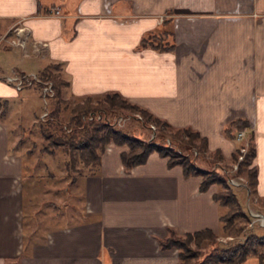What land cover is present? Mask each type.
<instances>
[{
  "label": "crops",
  "instance_id": "1",
  "mask_svg": "<svg viewBox=\"0 0 264 264\" xmlns=\"http://www.w3.org/2000/svg\"><path fill=\"white\" fill-rule=\"evenodd\" d=\"M0 21L28 29L42 45L44 66L62 64L67 99L119 91L174 125L199 129L226 160L239 143L225 127L249 118L255 194L264 196V0H0ZM165 26L172 50L141 45L147 32ZM0 94L19 92L0 82ZM24 136L12 137L0 121V264H176L178 249L160 245L171 230H220L216 183L202 190V175L169 166L157 151L126 171L128 146L112 142L97 174L71 179L87 218L39 235L36 215L28 222L25 212L23 174L32 162L22 149L10 151ZM240 264L261 261L250 256Z\"/></svg>",
  "mask_w": 264,
  "mask_h": 264
},
{
  "label": "trees",
  "instance_id": "2",
  "mask_svg": "<svg viewBox=\"0 0 264 264\" xmlns=\"http://www.w3.org/2000/svg\"><path fill=\"white\" fill-rule=\"evenodd\" d=\"M168 21L170 20H165L166 23ZM171 33L172 29L167 26L151 30L143 36L141 45L159 50H172L175 42L170 39ZM40 77L54 82L56 94L51 98L47 116L43 119L40 116L37 128L33 130L42 138L40 149L43 155H40V158L36 157L35 162L30 165L25 163L23 188L26 196L30 195L31 191L37 190L38 183L41 184L43 180L49 181L51 177H56L55 171L51 170L44 160H42L44 162L41 161L44 154L55 155L65 152L68 156L65 160L66 169L69 174L75 173L74 181L79 175L99 172L103 153L112 142L128 146V149L121 153L126 171L145 163L149 155L157 151L162 156L168 157L169 166L180 164L186 175H202L200 184L202 190H208L213 183L219 185L214 193V199L221 208L220 230L215 231L211 227L184 233L171 230L169 235L160 239L162 248L178 249L179 260L176 264H240L250 256H258L261 264H264V233L252 232L244 240L232 241L235 238L234 235H241L252 220L251 213L244 209L237 192L233 189L234 184L230 182L231 176L245 174L250 196L257 192L258 167L254 165L257 149L252 130L248 131L246 138L240 141L230 160H226L220 149H209L208 137L199 129L192 125H174L168 119L156 115L149 108L130 100L119 91H107L101 95H88L75 100L65 98L64 90L70 81L64 75L62 64L59 62L46 64L41 70ZM40 85L42 86L41 83ZM9 107V99L0 96V113H6ZM63 107L68 109L67 118L59 113ZM126 109H138L143 115V123L147 126L151 127V123L155 122L158 126L156 135L153 138H145L132 134L123 128L116 127L109 120L110 117L106 116ZM91 113L101 114L102 117L90 118ZM250 126L249 118L238 117L228 123L225 132L229 137L236 139L240 130L249 129ZM168 137L173 143L179 141L185 144V150L179 149L181 147L179 142V144L177 142L173 145L168 144L166 142ZM28 138L26 134L17 145L20 148L25 146ZM247 145V151L243 152L242 148ZM193 147H196L199 150V156H205V160L210 164L231 161L230 164H225L227 168L237 162L238 169L234 172L230 170L223 172L219 170V167L213 169L202 167L197 159L199 156L193 153ZM33 154L34 148L30 146L28 151H24L25 160L30 161ZM242 154L244 157L240 159ZM29 170L34 177L33 183L26 181V173ZM45 187L47 191L51 189L48 186ZM58 189L62 190V186ZM258 200L264 207V196H258ZM222 207L227 209L223 211ZM225 237L229 238L226 242H224ZM205 249L207 252L203 254Z\"/></svg>",
  "mask_w": 264,
  "mask_h": 264
},
{
  "label": "rangeland",
  "instance_id": "3",
  "mask_svg": "<svg viewBox=\"0 0 264 264\" xmlns=\"http://www.w3.org/2000/svg\"><path fill=\"white\" fill-rule=\"evenodd\" d=\"M20 26H23L20 22H16L11 25L0 21V76L2 77L0 78V82H2V84H10L16 89L17 87L15 83L6 79L7 75L38 73L40 76L41 70L44 68V60L40 58L41 53H43L40 52L42 50L37 51L34 49V43L29 37L30 35L28 29L18 31ZM14 38H20L24 42L25 46L23 47L12 44L11 41ZM17 91L19 92L17 96L5 97L9 99L10 107L6 113H0V121L11 129L12 137L15 135H29L25 146H21V148L23 151H28L30 146L34 148V154L30 157V161L34 163L36 157L40 158V155H43V152L40 149L42 138L36 133V131L33 130H36L37 128V121L41 114L46 109L50 108L51 99L48 104L45 103L42 97V86L38 82L25 86L22 90L17 89ZM0 96L2 95L0 94ZM59 113L62 117L67 118L68 109L63 107L59 110ZM108 115L110 116L109 120H112V123L116 127L123 128L132 134L141 135L145 138H153L157 133L158 126L156 123L152 122L151 127L145 125L143 123V115L138 109L120 110L118 112L116 111L115 114L110 113ZM114 115H119V117H115ZM121 117H123V120H120ZM11 140L14 141L13 139ZM236 140L237 143L240 144L241 140L238 138H236ZM166 142L173 145L179 141L173 143L172 139L168 137ZM179 143L178 144L181 146L179 149L185 150L184 148H186V145H183L182 142ZM17 144L18 143L12 146L10 151H19L18 149L21 148ZM247 148L248 145L246 147V151ZM195 149L198 150L196 147H193V153ZM42 157L43 159H41V161L44 160L45 164H47L51 170L55 171L56 177H51L49 181L43 180L41 184L38 183L37 190L31 191L30 195L28 194V196H26L25 212L28 222L35 218L33 213L36 215L38 220V234L45 236L50 229L59 226L62 227L71 225L79 220L87 218V213L83 204V192L81 191L80 186H76L77 182L75 184L72 183L73 174L75 173L73 172L69 174L66 169L65 160L68 156L65 152H59L55 155L47 153ZM197 159L202 167L212 169L219 167V170L223 172L225 170L234 172L232 170L236 162L232 164L231 167L229 166L225 168V164H230L231 161H227L229 163L210 164L205 160V156L203 155H200ZM45 164L41 163V165ZM32 175L33 174L30 170L26 173L27 182L33 183L34 177H32ZM230 178H232V176ZM235 178H237L239 183L242 182L241 184L233 183L234 185L232 186L237 192L244 209L250 212L249 208H255L256 210L264 213V207L258 200V196H256V194H252V196H250V193L248 192L246 175L236 176ZM56 182H60L63 185V193L56 192V188L58 187L50 185L55 184ZM45 186H48L51 189L47 191ZM226 209V207H222L223 211ZM252 232L264 233V224H261L259 221H256L254 224H251L250 222L241 235H234L235 238L232 239V241L237 242L239 240H244L245 237ZM224 239H226L224 240V242H226L229 238L225 237ZM206 252L207 249L204 250L203 254Z\"/></svg>",
  "mask_w": 264,
  "mask_h": 264
},
{
  "label": "built area",
  "instance_id": "4",
  "mask_svg": "<svg viewBox=\"0 0 264 264\" xmlns=\"http://www.w3.org/2000/svg\"><path fill=\"white\" fill-rule=\"evenodd\" d=\"M49 13L50 14H61V10L59 8H52ZM22 30H26V27L20 26L18 28V31H22ZM11 43L15 44V45L23 46V47L25 46L24 42L20 38H14L11 41ZM42 43L44 45H46V42H42ZM41 47H42V45L40 44V42L39 43L34 42V49L35 50L39 51L42 49ZM0 78H2V77L0 76ZM6 79L9 80L10 82L15 83L17 89H19V90L23 89L25 86L34 84L36 82L41 83L42 84V97H43L46 104H48L49 100L56 94L54 82L52 80H49V79H46V80L42 79L38 73H22V74H17V75H7ZM48 111L49 110L46 109L41 114L42 119L47 116ZM94 116H97L98 118L102 117L101 114H95V113L90 114V118H93ZM106 116L110 117L108 115H106ZM114 116H112V117H114ZM116 116L119 117V115H116ZM120 120H123V117H121ZM152 127H155V126H152ZM246 136H247V129H242L237 134V138L240 139L241 141L244 140L246 138ZM247 144H248V142H247ZM242 151L245 152L246 147H243ZM194 154L198 155L199 154L198 150L195 149ZM243 157H244V155L242 154L240 156V159H242ZM237 169H238V163L236 162L234 164L232 171H236ZM235 177L236 176H232V178H230V182L234 183V184H241L242 182L239 183V181ZM249 206H250V204H249ZM249 210H250V213L252 215L251 224H254L256 221H259L261 224H264V213L262 211L256 210L255 208H252V209L249 208Z\"/></svg>",
  "mask_w": 264,
  "mask_h": 264
}]
</instances>
